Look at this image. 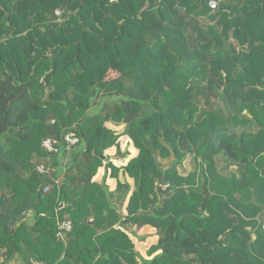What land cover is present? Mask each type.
Masks as SVG:
<instances>
[{"label": "trees", "instance_id": "trees-1", "mask_svg": "<svg viewBox=\"0 0 264 264\" xmlns=\"http://www.w3.org/2000/svg\"><path fill=\"white\" fill-rule=\"evenodd\" d=\"M211 1L0 0V264H264V0Z\"/></svg>", "mask_w": 264, "mask_h": 264}, {"label": "crops", "instance_id": "crops-1", "mask_svg": "<svg viewBox=\"0 0 264 264\" xmlns=\"http://www.w3.org/2000/svg\"><path fill=\"white\" fill-rule=\"evenodd\" d=\"M125 137H127V136H125ZM127 141H128V139H127ZM132 142H131V144L126 143L125 145H123V148L121 146V149H123L122 152H121L122 156L123 155H127L125 159H121V157L119 155H117V156L113 155V154L118 152V149H117L116 146L111 147L110 149H108L107 150L108 154L107 153L106 154L111 156V157H113L112 161L115 163V165L124 166L133 157V154H135V149L137 150V148L134 146V143H132ZM131 147H133V148H131ZM129 149L132 151V153L129 151ZM128 151H129V154H127ZM130 156H132V157H130ZM128 157H129V159L127 160ZM116 160H121V163L117 164ZM125 160H127V161L125 162ZM111 174H112L111 169H109V171H108V170L105 169V167H101V168H99V171H98L97 175L95 176L94 180L101 181L104 178V176L106 175L107 176V184L110 186L111 190H115L117 188L119 179H121V180H125L126 179V180H128L130 182V184H132V182L129 180V178H131V177L129 175L125 174L123 169H121L120 176L117 177V178L116 177H112ZM129 197H130V195L128 196V198H127V200H126V202L124 204V207H123V212L126 215H128L130 212H132V211L128 212V209H127V205H128V202H129ZM128 229L130 230V234L129 235L133 239L134 243H137V240H135L136 238L137 239L141 238L142 240H144V238H147L146 240H148V238H150V239L156 238L157 242H158V239H159L158 235H151V236L147 235V232H146L147 230L146 229H151L150 231H153V232L148 231L150 233H154L156 231V228H154V227H152L150 225H146V226H143V227H140V228H138L137 225H134V226H130ZM156 233H157V231H156ZM145 256H146V258H150L148 256V254H146Z\"/></svg>", "mask_w": 264, "mask_h": 264}, {"label": "rangeland", "instance_id": "rangeland-1", "mask_svg": "<svg viewBox=\"0 0 264 264\" xmlns=\"http://www.w3.org/2000/svg\"><path fill=\"white\" fill-rule=\"evenodd\" d=\"M113 75H115V73H112ZM108 127H111L113 130L116 131L117 134H120V138H119V141H120V145L122 146L123 148V145H125L126 143L128 144H131L132 140L129 138V136L123 134L124 130H125V125L124 124H120V125H117L113 122H108L107 123ZM127 136V137H125ZM128 139V141H127ZM133 143V142H132ZM133 148V147H131ZM123 149H121L120 152H122ZM129 151L132 153V151L129 149ZM128 151V153H129ZM108 154V151L106 152ZM139 153V150L135 149V154H133V157L134 156H137ZM114 156H117L118 154L115 153L113 154ZM132 155V154H131ZM132 157V156H130ZM129 159V157L127 158V160ZM173 159V157H169V158H165V159H160V161L164 164V165H167L171 162V160ZM125 160V162L127 161ZM116 163L117 164H120L121 163V160H116ZM115 164V163H114ZM218 164H219V168L220 170H225L227 167L229 168H232L231 166L233 165H228V164H231L226 158H224L223 156H221L219 159H218ZM194 167V164H189V163H185V166L180 168V172L182 173H186L188 170L190 169H193ZM129 180L132 182V191L130 194H132L134 191H135V188H136V184H137V177H131L129 178ZM141 195H138V193H136V198H135V206L134 208L132 209V211H136L138 207H140V200H142V196L140 197ZM144 197V201H143V205H147L148 204V198H146V196H143ZM147 200V201H146ZM129 212V211H128ZM147 231V235H157L156 231L154 233H150V232H153V231H150L151 229H146ZM150 231V232H148ZM147 238H144V240H142L141 238H136L135 240H137V243L136 244V249L143 255L145 256L147 254V251L148 249L155 243H157V239L154 238V239H150L148 238V240H146ZM146 257V256H145ZM151 258V257H150ZM14 264V263H12Z\"/></svg>", "mask_w": 264, "mask_h": 264}, {"label": "built area", "instance_id": "built-area-1", "mask_svg": "<svg viewBox=\"0 0 264 264\" xmlns=\"http://www.w3.org/2000/svg\"><path fill=\"white\" fill-rule=\"evenodd\" d=\"M217 0H212L210 2V6L212 8H216L217 7ZM79 140L78 136L76 135L75 132H70L66 135L65 137V141L69 144V145H73L75 143H77ZM57 139L56 140H52L51 138H47L46 140H44L43 142V146H45V148H47L49 151L51 152H57L58 151V147L56 146L57 144ZM38 170L40 172H50L51 170L54 171V168H47L46 166L44 165H40L38 167ZM48 189V187H47ZM72 222L70 220H64V221H61L60 222V229H61V237L62 238H65V231L66 232H70L72 230Z\"/></svg>", "mask_w": 264, "mask_h": 264}, {"label": "water", "instance_id": "water-1", "mask_svg": "<svg viewBox=\"0 0 264 264\" xmlns=\"http://www.w3.org/2000/svg\"><path fill=\"white\" fill-rule=\"evenodd\" d=\"M163 183V182H162Z\"/></svg>", "mask_w": 264, "mask_h": 264}]
</instances>
